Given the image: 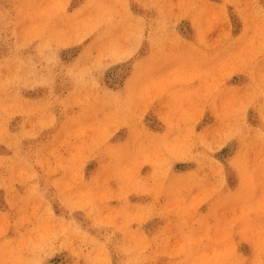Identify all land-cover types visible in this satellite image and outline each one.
Wrapping results in <instances>:
<instances>
[{"label":"rangeland","instance_id":"obj_1","mask_svg":"<svg viewBox=\"0 0 264 264\" xmlns=\"http://www.w3.org/2000/svg\"><path fill=\"white\" fill-rule=\"evenodd\" d=\"M0 264H264V0H0Z\"/></svg>","mask_w":264,"mask_h":264},{"label":"bare ground","instance_id":"obj_2","mask_svg":"<svg viewBox=\"0 0 264 264\" xmlns=\"http://www.w3.org/2000/svg\"><path fill=\"white\" fill-rule=\"evenodd\" d=\"M20 68V67H19Z\"/></svg>","mask_w":264,"mask_h":264}]
</instances>
